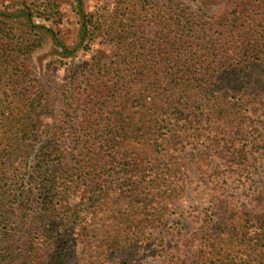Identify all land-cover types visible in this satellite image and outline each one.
Wrapping results in <instances>:
<instances>
[{"label": "trees", "instance_id": "obj_1", "mask_svg": "<svg viewBox=\"0 0 264 264\" xmlns=\"http://www.w3.org/2000/svg\"><path fill=\"white\" fill-rule=\"evenodd\" d=\"M246 20L226 23L220 46L201 33L193 40L199 43H191L187 23L178 32L171 28L164 46L99 54L68 66L53 90L32 78V49L12 47L8 34L0 33V143L6 153L0 164V264H9L3 245L33 189L44 209L40 222L53 223L15 264H80L69 234L80 225L82 210L90 213V224L112 218L128 232L153 227L156 210L181 191L175 163L163 153L200 123L201 104L214 117L225 106L226 119L220 118L232 123L231 113L239 121L244 117L236 108L242 104L229 96L264 91V16ZM46 114L52 125L35 152ZM217 154L226 165H237L235 146L226 144ZM80 187L87 198L73 210L70 197ZM255 198L257 211L220 205L187 245L193 260L173 264H264V191ZM104 226L107 259L124 253L129 243L118 226Z\"/></svg>", "mask_w": 264, "mask_h": 264}, {"label": "rangeland", "instance_id": "obj_2", "mask_svg": "<svg viewBox=\"0 0 264 264\" xmlns=\"http://www.w3.org/2000/svg\"><path fill=\"white\" fill-rule=\"evenodd\" d=\"M262 3L264 0H0V33L8 34L12 47L24 45L32 49L28 61L32 78L53 90L55 82H63L68 66L92 62L99 54L109 57L121 47L164 46L168 31L179 30V25L192 26L191 43L198 44L199 40H193L201 33L220 46L226 23L241 16L253 23L264 16ZM235 11L240 14L234 15ZM1 48L0 45V53ZM229 99L242 104L236 108L242 111L243 120L231 113L233 122H224L220 117L226 119L225 106L214 117L201 104L200 123L163 153L165 160L172 158L175 163L181 191L163 210H156L153 227L128 232L126 225L112 218L90 224V213L81 211L80 225L69 234L76 244L80 264H173L178 260L189 263L193 257L188 243L203 220L215 219L220 205L260 209L255 197L264 191V91L248 89L232 93ZM51 125V116L43 115L35 152L47 138ZM226 144L235 146L237 165H226L217 154ZM3 147L0 143V164L6 160ZM34 164L32 155L29 167ZM31 198L13 226L12 236L3 242L4 247L8 244L9 264L29 253L30 243L38 242V233L53 223L40 222L44 209L37 189H33ZM86 198V191L78 188L70 197L71 208H78ZM135 203L140 204L137 200ZM126 204L124 201L122 207ZM111 222L118 226L129 248L107 259L101 242L104 225Z\"/></svg>", "mask_w": 264, "mask_h": 264}]
</instances>
